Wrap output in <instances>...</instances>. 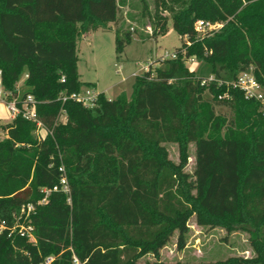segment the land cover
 Listing matches in <instances>:
<instances>
[{
	"label": "trees",
	"instance_id": "1",
	"mask_svg": "<svg viewBox=\"0 0 264 264\" xmlns=\"http://www.w3.org/2000/svg\"><path fill=\"white\" fill-rule=\"evenodd\" d=\"M155 7L148 37L167 33L169 18L161 11L169 12L183 39L178 57L136 76L131 100L126 92L116 99L100 93L86 107L59 96L94 85L81 80L78 42L119 23V0H0L1 84L10 99L32 94L52 131L39 140L36 125L22 115L0 125L7 133L0 139V221L12 225L22 206L33 203L37 239L0 234V264H45L50 256V264H73V253L83 264H142L150 254L152 264H167L162 249L176 233L177 249L186 248L193 217L227 235L249 234L251 257L217 264H264V106L239 89L221 100L226 85H201L202 77L235 79L254 65L264 86V0H155ZM198 19L224 26L198 37ZM115 34L121 56L135 35ZM192 56L209 73L191 70L185 57ZM216 105L229 106L233 118L218 114ZM166 142L178 144V163ZM191 143L193 174L186 171ZM62 164L71 203L53 191L39 204L42 189L59 183Z\"/></svg>",
	"mask_w": 264,
	"mask_h": 264
},
{
	"label": "rangeland",
	"instance_id": "2",
	"mask_svg": "<svg viewBox=\"0 0 264 264\" xmlns=\"http://www.w3.org/2000/svg\"><path fill=\"white\" fill-rule=\"evenodd\" d=\"M118 24L111 23L109 29L93 32L87 38L79 40V70L82 80L86 83H97L99 89L106 92V96L116 99L122 92H126L128 100L134 93L136 76L144 74V66L152 62L155 66L162 62L161 55L172 53L182 46L183 39L175 30L171 14L161 11L169 18L168 31L158 39L149 38L153 31L155 20V0H119ZM145 5L148 10L144 11ZM115 29L122 32L131 31L135 35L132 42L125 47L121 56L116 51ZM199 75L207 74L209 70L204 64L195 62L188 65ZM25 77L20 81L23 85ZM1 80V76H0ZM0 84V89L2 88ZM206 98L211 95L206 92ZM218 114H224L229 119L233 118V112L229 106L216 105ZM60 122L66 121L63 115ZM6 125V124H0ZM7 133L0 128V139H4ZM168 149L170 158L178 163L180 161L179 147L177 143H164ZM189 161L186 171L193 174L196 168V145H189ZM190 232L187 246L184 250L177 249V233L172 241L161 251V260L167 264H174L179 260L191 264H217L231 256L251 257L253 251L249 242V234L236 231L227 235V232L219 227L200 226L195 217L189 221ZM156 261L153 255H147L141 259L142 264H152Z\"/></svg>",
	"mask_w": 264,
	"mask_h": 264
},
{
	"label": "built area",
	"instance_id": "3",
	"mask_svg": "<svg viewBox=\"0 0 264 264\" xmlns=\"http://www.w3.org/2000/svg\"><path fill=\"white\" fill-rule=\"evenodd\" d=\"M223 26L224 22H215L207 19H198L194 24L195 31L197 32L198 37L211 35L219 31ZM185 40L187 44L191 45V42L187 36L185 37ZM160 57L162 61L166 59H176L178 57V52H166L165 55H161ZM185 62L187 65H189L197 62V60L194 56L185 57ZM155 67L152 62H149L143 68L144 73L153 70ZM134 75L138 76L139 73H134ZM151 77H154V74H152ZM61 81H65V76L62 77ZM170 82H172V80ZM211 83L227 86L228 89L218 97L221 100H231L233 96L230 90L239 89L244 93L247 99L260 101L264 106V86L258 80L255 74L254 65H250L246 69L242 70L235 79L227 80L219 78L215 74H210L201 78V85L209 86ZM99 94L100 93L93 86H84L81 90L72 93L62 91L60 93L59 99H61L62 102L73 100L83 104L86 107H93L98 101ZM9 97L10 93L2 87L0 89V105L6 107L12 120L18 115H22L25 119L32 121L36 125L35 133L39 140H43L48 134H52V131L47 128L46 124L40 118L37 110L38 102L32 94L27 95L22 100H19L17 98L10 99ZM63 115L66 116V113L64 112L62 116ZM60 172L61 176L58 184H56L52 188L45 187L42 189L44 197L38 202L39 204L48 203L49 195L53 191H61L68 194V201L71 203V187L65 165L62 164L60 166ZM34 210L35 205L33 203H29L22 206L20 214L16 216L15 221L12 225H9L6 221H0V234L8 231V235L11 236L12 234L17 232L21 236L27 237L30 242L36 243L37 239L34 233V225L32 224L31 218ZM53 260L54 256H50L46 259L45 264H50ZM73 264H83L75 253H73Z\"/></svg>",
	"mask_w": 264,
	"mask_h": 264
},
{
	"label": "crops",
	"instance_id": "4",
	"mask_svg": "<svg viewBox=\"0 0 264 264\" xmlns=\"http://www.w3.org/2000/svg\"><path fill=\"white\" fill-rule=\"evenodd\" d=\"M111 27H112V26H111ZM98 31H100V30H97V31H91V32L88 33V34L83 35L82 38H87V37H89L91 34H93V32H96V33H97ZM78 44H79V42H78ZM78 50H79V45H78ZM79 72H80V70H79ZM80 74H81V73H80ZM81 80H82V74H81ZM82 81H83V80H82ZM91 83H93V82H91ZM93 87H94L99 93H105V94H106V92H105L104 90L99 89L97 83H94ZM108 98H109V97H108ZM109 99H111V98H109ZM11 121H12V119H11V117H10V115H9V112H8V110L6 109V107L0 105V124H7V123H9V122H11Z\"/></svg>",
	"mask_w": 264,
	"mask_h": 264
}]
</instances>
